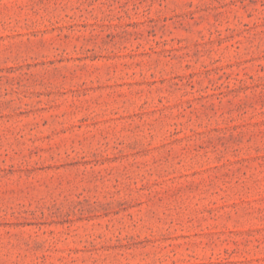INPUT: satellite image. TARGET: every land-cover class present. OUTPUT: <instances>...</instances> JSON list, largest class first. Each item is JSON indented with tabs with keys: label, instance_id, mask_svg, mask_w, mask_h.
<instances>
[{
	"label": "rangeland",
	"instance_id": "374dc122",
	"mask_svg": "<svg viewBox=\"0 0 264 264\" xmlns=\"http://www.w3.org/2000/svg\"><path fill=\"white\" fill-rule=\"evenodd\" d=\"M0 264H264V0H0Z\"/></svg>",
	"mask_w": 264,
	"mask_h": 264
}]
</instances>
